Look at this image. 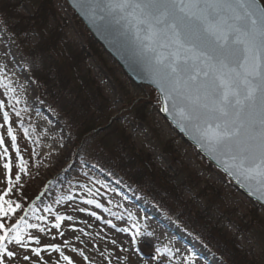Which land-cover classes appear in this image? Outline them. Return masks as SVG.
<instances>
[{"label": "rangeland", "instance_id": "obj_1", "mask_svg": "<svg viewBox=\"0 0 264 264\" xmlns=\"http://www.w3.org/2000/svg\"><path fill=\"white\" fill-rule=\"evenodd\" d=\"M58 1L55 0V5L64 17V21L59 20L64 33L71 41L87 46V31ZM33 5L34 0H0L3 8L0 10V100L5 103L2 111L9 112L10 124L16 130L19 151L28 161L21 191L11 198L23 208L28 203L25 197L35 195L32 199L35 214L47 217L45 221H37L35 217L33 224L40 223L48 233L29 229L24 232L25 242L42 248L60 245L74 259L77 254L71 249L82 250L91 257V261L83 264H124L125 255H130L131 264H145L155 248H161V254L168 257L166 264H181L182 257H188L192 264H264L263 209L255 207L228 178L182 141L158 114L151 90L130 83L102 50L94 55L88 49L84 63L110 100V115L98 127L115 118L118 122L115 124L130 138L133 150L145 154L148 167L157 173L163 170L165 175L156 179V183L144 177L137 184L117 169L83 157L79 149L83 137L79 143L75 142V130L57 111L58 106L49 97H42L41 83L29 71L27 50L35 44V34L23 32L15 36L9 29L14 17L32 15ZM54 75L48 72V77ZM138 100H141L143 120L136 119L134 109L129 108ZM13 108L20 111L19 118ZM24 129L28 136L24 135ZM0 134H6L5 130L0 129ZM103 145L94 140V144L85 146V152L92 155L94 150L100 152L103 148L104 156L114 153L108 144ZM10 154L15 155L11 149ZM17 170L14 165L13 178ZM88 200L93 203L88 204ZM46 207H51V212H45ZM81 208L84 211H79ZM22 214L18 209L14 219L5 218L3 222L15 223V218ZM56 214L70 215L73 219L62 221L61 228L54 229ZM122 228H128L129 232L119 231ZM137 228L142 233L137 237L138 247L144 253L139 258L130 248L131 235ZM29 234L39 237V245L36 240L27 239ZM113 240L116 244H112ZM165 248L170 251L165 252ZM124 249L129 252L125 253ZM41 256L46 264H53L59 253L42 251ZM104 257H111V261ZM60 264L67 262L61 260Z\"/></svg>", "mask_w": 264, "mask_h": 264}, {"label": "snow or ice", "instance_id": "obj_2", "mask_svg": "<svg viewBox=\"0 0 264 264\" xmlns=\"http://www.w3.org/2000/svg\"><path fill=\"white\" fill-rule=\"evenodd\" d=\"M95 7L116 24L125 22L132 31L152 82L164 94L166 106L162 110L169 111L170 101L182 122L194 127L201 147L214 156H225L229 161L228 174L254 182L259 198L264 200V4L260 0H99ZM4 107L0 100V111ZM13 111L17 118L21 116L20 111ZM0 129L6 133L0 134V264H46L42 251L59 253L53 264H60L61 260L67 264L91 261L90 256L76 248L71 249L77 254L74 259L57 244L31 247L19 228L27 223L24 216L9 225L3 222L18 209L27 211L11 197L21 191L28 161L19 151L8 111H2ZM24 135H29L27 129ZM14 165L18 170L13 178ZM44 211L51 212V207ZM36 219L45 221L47 217L40 215ZM72 219L70 215L56 214L52 228L60 229L62 221ZM27 227L48 233L40 223ZM140 235L137 228L130 241L131 251L138 258L144 255L138 247ZM27 239L36 240L39 245V237L29 234ZM67 244L65 240L64 245ZM9 245L13 247L10 249ZM104 259L111 261V257ZM167 260L161 248H155L145 264H166ZM124 264H131L130 255L124 256ZM181 264L192 262L182 257Z\"/></svg>", "mask_w": 264, "mask_h": 264}, {"label": "trees", "instance_id": "obj_3", "mask_svg": "<svg viewBox=\"0 0 264 264\" xmlns=\"http://www.w3.org/2000/svg\"><path fill=\"white\" fill-rule=\"evenodd\" d=\"M34 2L33 14L26 17H14V22L10 23L9 29L15 36L23 32L35 34L36 42L27 50L29 71L31 69L33 75L40 81L42 97H49L53 104L58 106L57 111L64 115L69 127L75 130L73 133L75 142L79 143L78 140L83 137L79 147L83 157L94 158L108 168H115L122 176L137 184H139L138 180L144 177L151 178L154 183L156 179L164 178L163 170L157 173L146 164L148 157L145 154L133 150L130 138L125 135V131L119 129L120 126L116 125L117 121H112L94 131L100 126L98 123L110 115L111 108L110 100L105 96L98 79L90 69L84 66L88 58L86 47L71 41L64 33L59 24V20L64 21V17L57 10L55 0H34ZM87 48L94 55L101 53L100 48L90 37H88ZM31 62H34L33 67ZM45 70L55 75L48 77V72L42 73ZM37 72L43 76L40 78ZM156 100V97L152 96L155 106ZM139 103L141 100L131 106V109H134L136 119L143 120L144 116L141 115ZM114 130L117 132L113 133ZM94 140H99L102 145L108 144L109 149H113L114 153H106L107 155L104 156L102 148L100 152L94 150L92 155L89 152L86 154L85 146L94 144ZM98 147L101 148L100 145ZM86 149L89 151V148L86 147ZM149 165L152 166L151 163ZM34 197L35 195L30 197V194L25 197L28 203L23 207L27 209L23 216L27 223L19 225L22 234L29 230L27 224H33V219L36 217L35 210L30 204ZM11 218L14 219V216L6 221ZM19 219L17 216L15 221Z\"/></svg>", "mask_w": 264, "mask_h": 264}, {"label": "water", "instance_id": "obj_4", "mask_svg": "<svg viewBox=\"0 0 264 264\" xmlns=\"http://www.w3.org/2000/svg\"><path fill=\"white\" fill-rule=\"evenodd\" d=\"M72 12L82 22L88 33L104 52L116 62L126 77L137 86H146L154 90L158 97V114L170 125L182 140L191 145L212 167L224 174L231 185L246 198L264 209V200L260 199L258 186L242 176L229 175L226 169L229 161L223 156L211 154L207 148H202L193 126L185 125L178 112L167 102L169 111H163L166 106L164 94L152 82L147 61L140 55L138 46L133 39L132 31L125 22L116 24L112 17L95 7L99 0H65ZM263 4V2L260 0ZM101 17H104L101 19Z\"/></svg>", "mask_w": 264, "mask_h": 264}]
</instances>
